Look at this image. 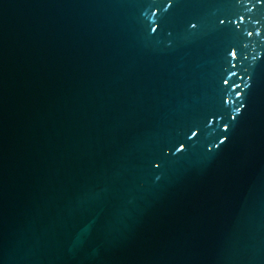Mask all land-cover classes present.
Wrapping results in <instances>:
<instances>
[{
	"label": "water",
	"instance_id": "obj_1",
	"mask_svg": "<svg viewBox=\"0 0 264 264\" xmlns=\"http://www.w3.org/2000/svg\"><path fill=\"white\" fill-rule=\"evenodd\" d=\"M0 264H264V4L0 0Z\"/></svg>",
	"mask_w": 264,
	"mask_h": 264
},
{
	"label": "snow or ice",
	"instance_id": "obj_2",
	"mask_svg": "<svg viewBox=\"0 0 264 264\" xmlns=\"http://www.w3.org/2000/svg\"><path fill=\"white\" fill-rule=\"evenodd\" d=\"M256 2L257 3H262V4H264V0H256ZM241 19H243V18H241ZM221 23H223V21H221ZM193 27H195V25H193ZM155 29H153V31H154ZM249 35H251V33H249ZM235 55H236V53L233 51L232 52V56L233 57H235ZM225 127H227V126H225ZM193 135H195V133H193Z\"/></svg>",
	"mask_w": 264,
	"mask_h": 264
}]
</instances>
